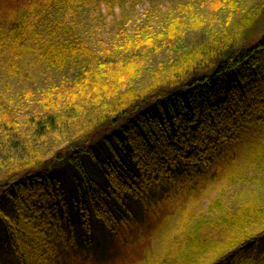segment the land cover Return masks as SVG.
<instances>
[{
    "label": "trees",
    "instance_id": "trees-1",
    "mask_svg": "<svg viewBox=\"0 0 264 264\" xmlns=\"http://www.w3.org/2000/svg\"><path fill=\"white\" fill-rule=\"evenodd\" d=\"M4 1L0 52L16 57L7 58L8 75L29 77L33 62L72 66L78 87L99 91L113 65L120 66L119 75L130 68V75L139 71L136 54L123 55L122 62L113 54L105 58V50L83 34L78 20L95 0ZM122 1L104 0L111 5ZM263 17L264 2L207 40L171 53L149 73V82L115 89L111 104L82 121L72 135L61 132L66 127L59 119L47 122L35 114V140L41 135L62 138L49 156L27 145L20 162L9 152L0 154V264H83L81 257L109 264L115 244L101 245L98 232L118 241L128 225L156 206V212L161 204L168 206L171 193L185 180L195 178L182 193H192L198 201L193 196L197 179L224 173L236 186L240 181L260 184L238 192L236 209L223 195L211 201L206 214L196 216L183 247L159 264H264V145L257 150L264 133V30L257 28ZM167 31L165 37L156 36L173 37ZM143 38L156 39L144 30L127 41ZM147 65L145 61L143 68ZM48 85L44 89L56 88ZM20 98L10 102L17 110L28 102ZM50 105L41 103L40 108H54ZM11 111L8 104L4 113ZM18 120L19 129L23 122ZM250 132L255 137L247 141L249 147L257 145L246 154L249 147L243 152L241 145ZM0 137L9 148L16 144L2 129ZM124 173L130 184L119 196L117 178ZM205 224L207 234L200 228Z\"/></svg>",
    "mask_w": 264,
    "mask_h": 264
},
{
    "label": "rangeland",
    "instance_id": "rangeland-1",
    "mask_svg": "<svg viewBox=\"0 0 264 264\" xmlns=\"http://www.w3.org/2000/svg\"><path fill=\"white\" fill-rule=\"evenodd\" d=\"M4 2L8 3L9 0ZM263 2L264 0H123L114 5L105 3L104 0L88 2L89 13L83 19L78 20L86 38L88 37L89 41L99 44L101 49L105 50V58L112 57L122 62L123 55L136 54V58L139 59V64H137L139 71L135 69L132 75L129 74L131 68L123 75H119L120 66L113 65L110 74L104 77L105 84L99 91H96V88L88 90L78 87L74 82L76 69L72 66L59 69L49 67L44 62H33L29 77L10 76L6 71L7 58L9 56L16 58L15 54L9 51L0 52V119H2L0 129L3 130L4 136L9 135L16 143L9 148L1 141L0 154L9 152L15 155L16 162H20L24 160L21 155L26 152L27 145L33 147L42 156L51 155L62 136L54 135L45 140L41 135L35 140V135L31 132V123H36L35 114L37 116L40 114L42 119L44 117L43 121L47 120V122H53V117L59 119L60 123L65 124L66 127V130L61 131V126L60 131L64 135H72L80 129L82 121L84 123L100 112L99 108L103 111L111 104L115 89L130 84L140 87L149 82V73L153 68L165 62L168 55L207 40L210 35L220 31L227 23L231 24L239 19L246 10H253ZM174 21H177L178 25H174ZM170 26H175V29H169ZM257 28L264 30V17L259 21ZM144 30L148 36H154L156 39L149 41L143 38L136 43L127 41V37L134 38L139 31ZM166 31L171 32L169 35L173 37L160 39L167 36ZM159 34L163 36L157 37L156 35ZM168 41L170 42L167 43ZM97 50L102 52L99 48ZM145 61H148L149 65L144 69ZM111 79L115 80L113 85L108 84ZM48 84L55 85L56 88L44 89ZM48 89L52 90L51 93L44 92ZM22 96L26 99L20 98ZM12 98L16 102H18L17 98H20L21 102L25 100L28 102L22 103L20 107L23 109L17 110L11 105L14 102ZM59 100L63 103L61 107L57 105ZM46 102L52 104L50 106L54 108L47 110L40 108L41 103ZM8 104L12 110L10 115L4 113ZM18 117L23 122L19 129L15 125L16 121L17 124L20 122ZM254 137V132H250L243 139L241 145L243 152L249 147L247 141L252 142ZM260 140L261 144L257 150L262 149L264 145V133ZM12 141L11 143L14 142ZM256 145V142L253 143L246 154ZM1 161L4 163L8 159ZM0 168H4L1 163ZM227 176L228 173H224L212 180L197 179L199 188L193 196H197L198 201L194 200L192 193L186 195L182 193V189L187 190L188 185L195 184V178L185 180L171 193L173 197L170 198L168 206L161 204L158 212H156L158 209L156 206L147 212L148 215L145 218L144 215L140 222L128 225L120 231L118 241H110L108 236L104 237L101 232H98V242L101 245L111 248L115 244L108 255V263H162L170 257V254H176V251L183 247L189 228L195 229L193 224L198 221L196 216L206 214L211 201L223 195L232 209H236L239 202L238 192L246 186L251 189L256 184H260L256 181L249 183L240 181L236 186L234 181ZM206 224L200 226L203 234L209 231ZM184 249L188 252L190 248L186 245ZM78 260H81L83 264H100L94 258L81 257Z\"/></svg>",
    "mask_w": 264,
    "mask_h": 264
},
{
    "label": "bare ground",
    "instance_id": "bare-ground-1",
    "mask_svg": "<svg viewBox=\"0 0 264 264\" xmlns=\"http://www.w3.org/2000/svg\"><path fill=\"white\" fill-rule=\"evenodd\" d=\"M117 184H119V187H118L119 196L125 195L127 192V187H129V184H130L129 174L124 173V174L119 175L117 178ZM18 193L23 194L24 191H18ZM121 198H123V197H121ZM121 202H125V200H121ZM115 203L120 204L119 201H115Z\"/></svg>",
    "mask_w": 264,
    "mask_h": 264
}]
</instances>
